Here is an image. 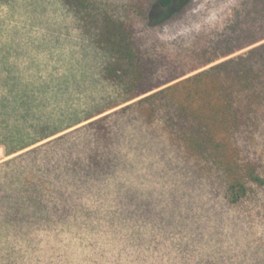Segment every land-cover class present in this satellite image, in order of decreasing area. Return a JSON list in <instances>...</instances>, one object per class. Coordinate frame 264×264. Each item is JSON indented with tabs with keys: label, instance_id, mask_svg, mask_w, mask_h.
Instances as JSON below:
<instances>
[{
	"label": "rangeland",
	"instance_id": "rangeland-1",
	"mask_svg": "<svg viewBox=\"0 0 264 264\" xmlns=\"http://www.w3.org/2000/svg\"><path fill=\"white\" fill-rule=\"evenodd\" d=\"M141 1L0 0V77L19 79L52 123L22 142L0 128V192L13 207L27 203L18 222L0 204V264H264V185L249 183L233 203L223 168L188 152L163 116L152 121L149 104L118 114L139 99L125 102L129 84L104 78L114 59L86 28L105 15L132 24L147 55L168 66L159 82L202 66L183 80L225 60L203 67L243 0H188L160 26L155 0L147 21ZM103 117L112 142L87 127ZM232 147L264 180V117Z\"/></svg>",
	"mask_w": 264,
	"mask_h": 264
},
{
	"label": "trees",
	"instance_id": "trees-1",
	"mask_svg": "<svg viewBox=\"0 0 264 264\" xmlns=\"http://www.w3.org/2000/svg\"><path fill=\"white\" fill-rule=\"evenodd\" d=\"M65 1L68 5L86 8V0ZM187 1L155 0L159 15L163 16L157 26L170 21L174 14L172 11ZM151 2L142 0L138 7L140 16L146 21L151 17ZM99 22L98 25L97 21L88 22L86 28L88 32L93 28L99 31L98 42L104 44L114 59L105 67L104 78L129 84L132 93L125 102L139 99L118 114H125L135 106L149 104L152 121L157 116H163L165 130L177 138L188 152L203 156L223 168L229 180H232L228 196L233 203L240 202L249 194V183L264 185L254 166L237 163L235 154L238 153L232 147V143L241 137L252 136L264 117V0H243L219 35V42L205 51L204 54L212 56L203 63V67L225 59L223 62L183 80L180 79L199 71L202 66L193 67L188 73L178 72L163 83L159 82L158 77L168 66L164 64L161 69L147 55L132 24L116 21L108 15ZM245 50V53L232 57ZM175 81L179 82L169 85ZM166 85L169 86L161 89ZM0 87L9 91V95L0 98L1 129L6 126L9 135L25 138L20 141L16 139L22 142L31 136L30 131L46 132L51 128V119L44 116V108H37L35 95L19 91V79L0 77ZM106 118L94 120L87 127L94 128L97 138L112 142L114 138L110 127L105 124ZM55 134L50 132L40 138L44 140ZM38 140L10 148L8 154L34 146L41 141ZM37 149L29 151V154ZM19 198L23 200V197ZM19 198L13 207L7 195L0 192V204L2 209H6L8 222H18L19 215L25 218V214L20 212L25 202L18 203ZM32 222L35 220L29 223Z\"/></svg>",
	"mask_w": 264,
	"mask_h": 264
}]
</instances>
